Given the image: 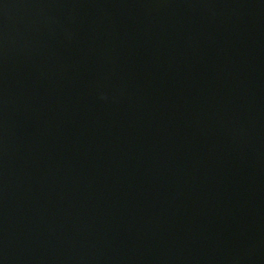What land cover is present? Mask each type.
<instances>
[{
    "label": "water",
    "instance_id": "obj_1",
    "mask_svg": "<svg viewBox=\"0 0 264 264\" xmlns=\"http://www.w3.org/2000/svg\"><path fill=\"white\" fill-rule=\"evenodd\" d=\"M0 264H264V0H0Z\"/></svg>",
    "mask_w": 264,
    "mask_h": 264
}]
</instances>
